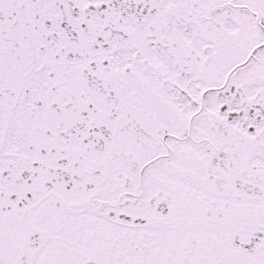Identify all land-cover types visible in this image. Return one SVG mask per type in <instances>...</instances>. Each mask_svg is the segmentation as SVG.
<instances>
[{
  "label": "flooded vegetation",
  "instance_id": "obj_1",
  "mask_svg": "<svg viewBox=\"0 0 264 264\" xmlns=\"http://www.w3.org/2000/svg\"><path fill=\"white\" fill-rule=\"evenodd\" d=\"M0 264H264V0H0Z\"/></svg>",
  "mask_w": 264,
  "mask_h": 264
}]
</instances>
